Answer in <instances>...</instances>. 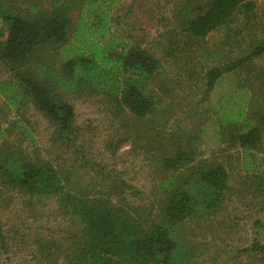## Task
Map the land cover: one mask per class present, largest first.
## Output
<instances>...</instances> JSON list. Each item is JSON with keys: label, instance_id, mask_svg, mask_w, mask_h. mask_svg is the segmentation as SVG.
<instances>
[{"label": "trees", "instance_id": "trees-1", "mask_svg": "<svg viewBox=\"0 0 264 264\" xmlns=\"http://www.w3.org/2000/svg\"><path fill=\"white\" fill-rule=\"evenodd\" d=\"M118 2L51 0L49 8L31 5L25 16L14 14L0 1V19L7 32L0 41V62L14 77L11 85L2 88L0 84V95L11 104L19 95L31 102L47 119L52 143L60 148L68 150L75 143V112L71 104L58 98L56 90L90 89L105 98L116 119L125 121L147 119L155 111L156 92L165 91L160 60L110 32L111 7ZM181 7V26L189 42L201 43L208 34L229 24L236 12L247 23L254 3L201 0ZM74 11L78 13L76 23L72 21ZM231 40L227 35L226 42ZM248 51L236 61L208 68L203 76L205 98L226 74L264 56V36L252 42ZM236 102L241 106L236 114L230 107L218 109L215 125L219 134L227 129L219 127L221 124L229 126L225 139L241 149L245 186L264 213V169L255 151L264 134V113L257 119L246 117L248 107L243 100ZM236 106L234 102L231 107ZM192 154L177 148L160 157V197L156 196V202L147 201L143 191L124 180L121 172H108L102 163L84 155L78 158V167L94 172L98 188L74 186L69 169L43 159L37 149L30 156L4 154L0 182L30 200L54 199L64 215L78 222L67 264H187L190 253L179 242V226L222 211L230 191L223 164L198 161L195 165ZM254 224L258 228L263 221L257 219ZM0 249L7 250L1 226ZM242 252L264 260V243L254 239Z\"/></svg>", "mask_w": 264, "mask_h": 264}, {"label": "rangeland", "instance_id": "rangeland-1", "mask_svg": "<svg viewBox=\"0 0 264 264\" xmlns=\"http://www.w3.org/2000/svg\"><path fill=\"white\" fill-rule=\"evenodd\" d=\"M0 1L14 14L26 16L31 5L49 8L51 0ZM199 1L119 0L111 7L110 32L160 60L165 91L156 92L151 116L144 121L116 119L102 95L86 88L58 89V98L71 104L75 112V143L67 150L52 143L47 119L31 102L19 95L11 104L0 95V162L6 153L30 156L37 149L43 159L69 169L74 186L97 187L94 172L78 167V158L84 155L102 163L108 172H121L124 180L143 191L147 201L156 202V196L160 197V157L177 148L190 151L196 161L192 164H223L230 191L222 211L179 226V242L190 253L187 264H264L258 255L242 252L254 239L264 243V213L245 186L241 149L225 139L229 126L221 124L219 127L227 129L219 134L215 125L218 109L230 107L236 114L241 108L236 101L240 100L248 107L246 117L257 119L264 113V56L226 74L207 98L203 79L209 67L244 57L249 45L264 36V0H250L254 9L247 23L236 12L229 24L208 34L201 43H191L182 29L180 11L183 3ZM77 16L74 11V23ZM0 32L3 42L7 32L1 19ZM227 35L233 39L231 43L226 42ZM13 80L12 71L0 62L2 88ZM234 102L237 106L231 107ZM255 111L258 113L253 114ZM255 151L264 169V134ZM257 219L263 221L258 228L254 224ZM0 226L7 240V250L0 249V264H67L79 228L54 199L30 200L4 188L1 182Z\"/></svg>", "mask_w": 264, "mask_h": 264}]
</instances>
